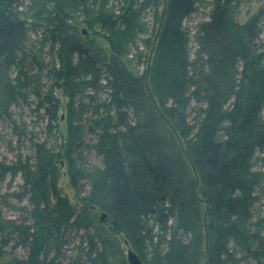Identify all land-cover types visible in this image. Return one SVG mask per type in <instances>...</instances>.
Returning a JSON list of instances; mask_svg holds the SVG:
<instances>
[{"label": "trees", "instance_id": "1", "mask_svg": "<svg viewBox=\"0 0 264 264\" xmlns=\"http://www.w3.org/2000/svg\"><path fill=\"white\" fill-rule=\"evenodd\" d=\"M107 2L0 0V120L33 95L54 127V88L67 110L61 153L33 142V162L0 163V181L19 174L11 196L27 204L23 222L0 212V264H128L125 240L143 264H264V0L243 22L240 0H213L192 58L183 21L195 0H119L117 13ZM89 3L101 10L88 16ZM147 8L157 27L149 73L139 74L125 60L126 32ZM79 24L121 35L106 36L107 53ZM39 30L55 59L43 94L40 54L26 47ZM85 135L100 166L83 162ZM61 158L79 209L58 188Z\"/></svg>", "mask_w": 264, "mask_h": 264}, {"label": "rangeland", "instance_id": "2", "mask_svg": "<svg viewBox=\"0 0 264 264\" xmlns=\"http://www.w3.org/2000/svg\"><path fill=\"white\" fill-rule=\"evenodd\" d=\"M195 7L193 12L184 19L183 28L186 32L187 37V50L192 58L194 52L198 48L197 38L200 31L203 29L205 24L209 20L210 11L212 9L213 0H195ZM263 0H240L238 12L236 19L240 22L247 20L252 14H254L262 3ZM119 0H108L107 6L103 10L108 12L117 13L119 11ZM163 4V0H160ZM88 9L90 14L88 16H93L100 11L101 6H91L88 4ZM94 8V10H92ZM161 9V7H160ZM83 9L80 7L77 12H81ZM84 16L86 14L83 12ZM82 14V17L84 18ZM78 14H75V16ZM80 15V13H79ZM138 28L135 29L131 34L126 32V44H128V54L126 56V61L131 63V67L136 73L145 74L149 73L150 62H151V47L153 45V33L157 27V20L154 19L150 9H145L142 11L140 16V22ZM79 29L83 33L94 38L96 43L105 50L107 53H111V49L106 41L107 35H121L115 30H101L99 28L94 29V31L86 30L85 26L82 24L78 25ZM123 31V30H119ZM259 43L264 52V18L259 25ZM91 34V35H90ZM43 35L39 30L37 32H31L29 34V39L26 44L27 50L30 52H38L40 54V62L43 66V71L40 74H35L37 77V83L35 89H38L41 94L46 93V90L51 89L53 84V79L47 75V70L50 68L54 62V56L49 53L48 46L43 44ZM146 79V83H147ZM148 84V83H147ZM149 85V84H148ZM151 96L152 90L150 86L147 88ZM55 96L59 98L61 103V108L58 112V122L56 125L48 126V117L44 109L39 108L36 104V100L33 95H31L27 104H22L20 106H14L11 108V119L10 120H0V163L5 165H12L18 159L25 160L30 159L33 162V148L31 143L42 142L46 146L55 152L61 153L64 149L63 140L66 135V98L62 96V92L54 88ZM98 99L103 101L106 98L104 93L98 95ZM84 100V99H83ZM87 101V99H85ZM262 119H264V105L262 107ZM85 147L82 150L83 162L87 167L89 166H100V158L96 155L92 144L94 143V138L92 135H85L84 138ZM60 171L58 179V188L61 194L66 197L72 206L79 209L82 203L80 202L81 196L78 195L76 190L70 184V181L66 172V162L61 158L60 160ZM264 150L256 154V169H264ZM23 181L21 177L16 175L15 177L7 176L3 181H0V212L4 219L13 220L17 222H23L26 219V214L23 208L27 207V204L23 201H18L13 198L11 194L16 191L21 190V185ZM83 185V186H82ZM82 189L87 190V185L85 182L81 183ZM260 191L263 193L260 203L258 204L259 211L264 210V182L261 186ZM97 215L101 218V212ZM78 237V236H76ZM77 241V238H75ZM124 254L126 257L127 247L122 244ZM11 247V246H10ZM8 252L12 251V248H5ZM66 255H69V250H66ZM13 256L17 259H21L24 256L23 249L17 248L14 250ZM12 256V257H13Z\"/></svg>", "mask_w": 264, "mask_h": 264}, {"label": "water", "instance_id": "3", "mask_svg": "<svg viewBox=\"0 0 264 264\" xmlns=\"http://www.w3.org/2000/svg\"><path fill=\"white\" fill-rule=\"evenodd\" d=\"M105 217V214L101 215V219ZM124 245L127 247L126 260L128 264H143L136 253L129 247L128 242L125 240Z\"/></svg>", "mask_w": 264, "mask_h": 264}]
</instances>
